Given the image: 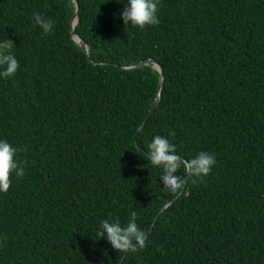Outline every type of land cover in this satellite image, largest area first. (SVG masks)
<instances>
[{"label":"trees","instance_id":"trees-1","mask_svg":"<svg viewBox=\"0 0 264 264\" xmlns=\"http://www.w3.org/2000/svg\"><path fill=\"white\" fill-rule=\"evenodd\" d=\"M124 2L79 0L87 54L73 0H0L19 61L0 78V139L25 170L0 192V264H264V0H160L144 28L124 24ZM150 58L164 83L145 122L161 74L127 67ZM154 135L216 164L168 191ZM132 210L145 247L118 253L99 224Z\"/></svg>","mask_w":264,"mask_h":264},{"label":"clouds","instance_id":"clouds-1","mask_svg":"<svg viewBox=\"0 0 264 264\" xmlns=\"http://www.w3.org/2000/svg\"><path fill=\"white\" fill-rule=\"evenodd\" d=\"M160 0H126L119 13L125 25L144 28L156 25L159 21ZM35 24L39 25L44 33L53 31V21L34 13ZM13 41L9 38L0 39V78L13 77L18 68L19 61L12 53ZM18 149L10 142L0 139V192L6 191L10 185V176L23 177L24 168L17 158ZM148 160L153 166L161 169L160 183L164 189L172 192L180 190L185 182L178 174V168L183 163L184 173L187 177L196 180L207 176L216 164V157L208 151H200L193 158L183 160L176 152V145L166 137L154 135L147 145ZM137 212L132 210L130 218L122 225L119 220L102 219L97 234L104 237L111 247L118 253H135L143 249L147 240V233L141 229L137 222Z\"/></svg>","mask_w":264,"mask_h":264},{"label":"water","instance_id":"water-1","mask_svg":"<svg viewBox=\"0 0 264 264\" xmlns=\"http://www.w3.org/2000/svg\"><path fill=\"white\" fill-rule=\"evenodd\" d=\"M73 1L75 2V5H76V13L73 15L74 17H73V20H72V33L76 36V40L81 44V46L83 47L84 51L88 54V45H87V43L85 42V40L82 39L81 36H79L78 34L75 33V29L74 28H75V25L78 22L77 14H79V6H80V4H79V0H73ZM75 19H77V22L74 24V20ZM149 62H152L154 64V67L160 72L161 75H160V82H159L157 98L155 99L154 104L152 106V109L150 110L149 115L145 119V122L148 120V117L155 111V109L157 108V106L159 104L160 96H161V93H162V87H163V83H164V69H163V66L161 65V63L159 61H157L156 59H153V58L147 59V60H145V61H143V62H141V63H139L137 65L127 67L128 69L135 68V67H140L143 64H146V63H149ZM144 123L139 127L137 132H139L143 128ZM142 150L144 151L143 148H142ZM183 160H185V158H183ZM188 178L189 177H187L186 180H185L183 189H185L186 186H187ZM156 219H157V217H156Z\"/></svg>","mask_w":264,"mask_h":264},{"label":"bare ground","instance_id":"bare-ground-1","mask_svg":"<svg viewBox=\"0 0 264 264\" xmlns=\"http://www.w3.org/2000/svg\"><path fill=\"white\" fill-rule=\"evenodd\" d=\"M77 22V19L74 20V24Z\"/></svg>","mask_w":264,"mask_h":264}]
</instances>
